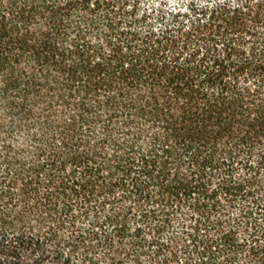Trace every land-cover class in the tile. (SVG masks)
Wrapping results in <instances>:
<instances>
[{
    "label": "trees",
    "instance_id": "trees-1",
    "mask_svg": "<svg viewBox=\"0 0 264 264\" xmlns=\"http://www.w3.org/2000/svg\"><path fill=\"white\" fill-rule=\"evenodd\" d=\"M0 264H264V0H0Z\"/></svg>",
    "mask_w": 264,
    "mask_h": 264
}]
</instances>
